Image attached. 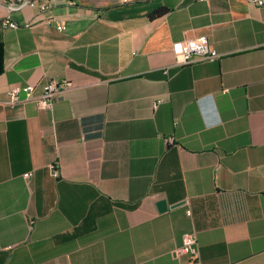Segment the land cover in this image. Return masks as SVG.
Listing matches in <instances>:
<instances>
[{
  "label": "crops",
  "instance_id": "obj_1",
  "mask_svg": "<svg viewBox=\"0 0 264 264\" xmlns=\"http://www.w3.org/2000/svg\"><path fill=\"white\" fill-rule=\"evenodd\" d=\"M198 39L219 59L177 66ZM0 46V264H264V8L0 5ZM51 80L72 85L51 108L6 104Z\"/></svg>",
  "mask_w": 264,
  "mask_h": 264
},
{
  "label": "built area",
  "instance_id": "obj_2",
  "mask_svg": "<svg viewBox=\"0 0 264 264\" xmlns=\"http://www.w3.org/2000/svg\"><path fill=\"white\" fill-rule=\"evenodd\" d=\"M207 2L208 0H201ZM251 4L255 8H264V0H244ZM51 0H0V5L3 6L8 14L21 11L26 6H33L39 12H47L50 10ZM2 28H9L16 30L19 28H30L29 23H15L8 18L1 21ZM58 32L65 30L64 25L58 24L56 26ZM219 55L213 50L205 39L198 40H185L175 44V64L177 66H189L196 62H213L219 59ZM72 85L66 80L56 81L51 80L47 82L41 90V93L34 96V88L32 86L17 87L10 89L7 92L6 104L13 106L19 102L33 101L39 110H46L51 108L53 102L65 92L69 91ZM23 95V101H20L19 97ZM172 142L171 139L168 140ZM53 171V177H57L58 172L55 167H51ZM25 178H29V175H25ZM187 215L190 212L187 211ZM178 256H185L190 259H196L198 255V247L196 237L194 234H185L181 239V245L176 249Z\"/></svg>",
  "mask_w": 264,
  "mask_h": 264
},
{
  "label": "rangeland",
  "instance_id": "obj_3",
  "mask_svg": "<svg viewBox=\"0 0 264 264\" xmlns=\"http://www.w3.org/2000/svg\"><path fill=\"white\" fill-rule=\"evenodd\" d=\"M93 3L99 6H111L115 3V0H91Z\"/></svg>",
  "mask_w": 264,
  "mask_h": 264
},
{
  "label": "water",
  "instance_id": "obj_4",
  "mask_svg": "<svg viewBox=\"0 0 264 264\" xmlns=\"http://www.w3.org/2000/svg\"><path fill=\"white\" fill-rule=\"evenodd\" d=\"M180 205H182V203H181V204H177V206H180ZM157 208H158V211H159L160 213L166 211L167 208H166V203H165V201H160V202H158V203H157Z\"/></svg>",
  "mask_w": 264,
  "mask_h": 264
},
{
  "label": "trees",
  "instance_id": "obj_5",
  "mask_svg": "<svg viewBox=\"0 0 264 264\" xmlns=\"http://www.w3.org/2000/svg\"><path fill=\"white\" fill-rule=\"evenodd\" d=\"M162 13V11H158V12H156L155 14H154V16H158V15H160ZM1 59H2V48H1V46H0V62H1Z\"/></svg>",
  "mask_w": 264,
  "mask_h": 264
}]
</instances>
